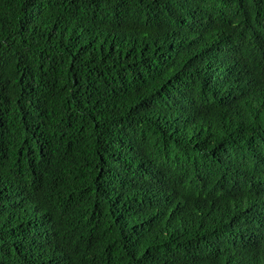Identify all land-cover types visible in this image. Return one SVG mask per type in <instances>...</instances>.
<instances>
[{"label": "trees", "instance_id": "16d2710c", "mask_svg": "<svg viewBox=\"0 0 264 264\" xmlns=\"http://www.w3.org/2000/svg\"><path fill=\"white\" fill-rule=\"evenodd\" d=\"M0 264H264V0H0Z\"/></svg>", "mask_w": 264, "mask_h": 264}]
</instances>
